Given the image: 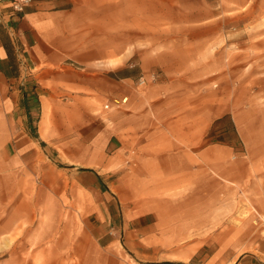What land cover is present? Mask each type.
<instances>
[{
    "label": "rangeland",
    "instance_id": "1",
    "mask_svg": "<svg viewBox=\"0 0 264 264\" xmlns=\"http://www.w3.org/2000/svg\"><path fill=\"white\" fill-rule=\"evenodd\" d=\"M214 1L221 6L212 11V0H77L85 13L76 35L85 48L100 45L110 52L117 47L114 60L132 54L142 62L161 55L157 82L193 87L196 96L224 90L234 101L227 117H234L244 144L255 154L242 156V163L232 167L239 181L223 180L217 172L187 173L193 179L155 195L165 202L123 201L122 210L129 213L150 208L151 221L159 233L164 231L167 243L142 248L135 236L120 232L109 249L100 248L92 213L94 197L102 199L95 189L87 192L88 186L100 177L116 187L126 180H146V174L133 171L132 157L118 164L108 151L104 158L114 162L112 172L96 176L73 165L87 129L81 93L38 90L55 103L50 105L54 123L46 126L48 141L38 136L43 115L38 102L33 118L20 122H8L0 107V134L14 135L0 138V264H90L89 259L164 264L173 258L187 264H231L258 242L264 245V0H243L240 6L238 0ZM110 36L116 37L111 44ZM109 101L92 100L88 114L99 119L92 127L97 133L109 115L123 108L104 109ZM67 110L73 122L56 123ZM220 127L221 119L214 120L213 142L223 140Z\"/></svg>",
    "mask_w": 264,
    "mask_h": 264
},
{
    "label": "crops",
    "instance_id": "2",
    "mask_svg": "<svg viewBox=\"0 0 264 264\" xmlns=\"http://www.w3.org/2000/svg\"><path fill=\"white\" fill-rule=\"evenodd\" d=\"M76 1L33 0L23 13H15L10 0H0V107L8 122L15 119L20 122L22 118H33L38 102L43 114L38 136L45 142L50 138L46 126L54 123L50 119V105L55 103L45 94H38V90L81 93V105L88 109L83 120L87 129L79 144L77 163L73 165L84 166L80 170L86 168L96 176H100L98 171L112 172L114 162L104 158L108 151L117 156L118 164L132 157L133 171L146 174V180H126L116 187L100 177L92 181L87 190L85 185L79 186L82 195L85 190L95 189L102 199L95 196L93 200L92 214L98 220L94 231L97 245L109 249L115 242L113 236L122 232L124 236H135L137 246L154 248L167 241L164 231L159 233L151 221L153 212L148 207H136L129 213L122 210L123 201L145 198L142 200L147 205L165 202L155 195L193 179L187 173L193 176L196 172H217L223 180L239 181L240 175L234 173L232 167L242 163V156L252 159L255 154L244 144L234 117H227L234 101H229L224 90L223 94L206 90L196 96L193 87H175L157 82V78L139 86L140 77L154 74L162 65L161 55L136 62L129 54L123 61V58L113 59L117 47L110 52L100 45L85 48L76 35L85 5ZM241 2L243 0H238L237 6ZM209 4L214 11L215 1ZM109 38L110 44L115 42V36ZM102 62H109V66L99 71ZM122 98H127L122 110L109 115L108 123L100 126L98 133L93 130L99 119L88 114L94 106L92 100ZM238 100L236 98L235 102ZM217 119H221L218 133L223 140L213 142L209 134ZM63 122H73L68 110L56 121ZM3 132L0 138L13 135ZM88 154L92 156L86 159ZM253 248L239 254L231 264H264V245L258 242ZM181 259H165L160 263L187 264ZM88 262L107 264L101 259Z\"/></svg>",
    "mask_w": 264,
    "mask_h": 264
},
{
    "label": "built area",
    "instance_id": "3",
    "mask_svg": "<svg viewBox=\"0 0 264 264\" xmlns=\"http://www.w3.org/2000/svg\"><path fill=\"white\" fill-rule=\"evenodd\" d=\"M33 0H10V7L15 13H23L25 9L32 3ZM149 80L155 81L156 75L151 74L148 76ZM148 78L140 77L138 80L139 86H145ZM127 101V98L112 99L109 103L105 104L104 109H120Z\"/></svg>",
    "mask_w": 264,
    "mask_h": 264
}]
</instances>
